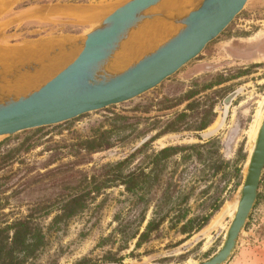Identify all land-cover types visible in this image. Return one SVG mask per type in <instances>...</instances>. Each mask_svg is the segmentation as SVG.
<instances>
[{"label":"rangeland","instance_id":"374dc122","mask_svg":"<svg viewBox=\"0 0 264 264\" xmlns=\"http://www.w3.org/2000/svg\"><path fill=\"white\" fill-rule=\"evenodd\" d=\"M125 1L14 0L0 10V54L8 48L22 46L15 49H20L17 51L20 55L31 51L29 48H46L77 39L94 27L97 18L109 14L110 9ZM187 2L190 0H181L179 5ZM95 8L101 10L100 16L95 15L87 21L72 15L77 10L84 12ZM150 36L167 38L170 35L167 31L152 29ZM130 62L116 61L120 65L116 70L123 69ZM227 96L231 99L224 105ZM263 116L264 0H248L228 27L195 59L153 90L128 102L62 123L59 127H46L47 135L40 141L42 144L23 156V164L15 163L0 173L13 174L15 186L12 190L21 192L10 199V207L4 212L15 210L26 214L36 201L52 199L57 192H62V180H68L63 192L72 193V188L97 178L102 166L115 164L131 154L136 156L130 161L128 170L141 163L147 173V161L158 151L167 147L205 144L200 150L205 156L201 163L192 157L183 161L185 153L173 155L160 184L169 181L175 186L173 204L178 203L180 197L187 196L180 206L188 210L187 219L212 213L206 226L199 231L180 234L179 225L170 229V223L166 221L158 237L151 238L139 248H134L136 240L129 243L128 249L117 254L122 260L116 264L203 263L219 251L232 222L246 161ZM117 127L123 128L110 137V148L72 156L75 143ZM210 130L214 133L207 140L198 137ZM21 133L0 138V151L16 146ZM45 148L50 150L45 151ZM51 154L58 156L59 160L46 165ZM81 157L84 162L71 164ZM27 168L31 171L27 172ZM213 169H218V173L212 175ZM48 171L49 174L40 177L38 182L24 189L21 187L27 180ZM162 187L153 189L154 194L145 197V221L140 233L152 218ZM258 192L264 193V181ZM132 203L133 197L125 194L122 187L105 190L64 230L48 232L46 246L34 264H106V256L114 254L121 244L115 234L118 226L128 225L126 231H129L140 213L142 207L131 210ZM201 203L204 205L200 206ZM216 206L217 210L213 211ZM262 210L260 207L248 229L245 227L225 264H264ZM174 214L170 211L168 217ZM50 219L51 216L44 218L41 224L47 225Z\"/></svg>","mask_w":264,"mask_h":264},{"label":"water","instance_id":"95a60500","mask_svg":"<svg viewBox=\"0 0 264 264\" xmlns=\"http://www.w3.org/2000/svg\"><path fill=\"white\" fill-rule=\"evenodd\" d=\"M12 1L0 0V10ZM175 1L127 0L77 39L30 54L13 55L22 46L6 49L0 54V138L59 125L153 90L195 59L248 0H192L178 7ZM157 21L179 29L172 37L150 36ZM125 60L131 62L122 71L110 66ZM213 133L199 136L207 140ZM263 172L264 116L225 239L219 251L200 264L229 260L253 211Z\"/></svg>","mask_w":264,"mask_h":264},{"label":"trees","instance_id":"16d2710c","mask_svg":"<svg viewBox=\"0 0 264 264\" xmlns=\"http://www.w3.org/2000/svg\"><path fill=\"white\" fill-rule=\"evenodd\" d=\"M125 119V118H123ZM62 124L53 127H59ZM123 125V124H121ZM123 127L104 130L95 138L82 140L72 145L74 149V157L81 155V153L92 154L103 149L111 147L110 137L116 133V130ZM204 127L201 128L204 129ZM21 140L16 146L8 148L3 152L0 151V173L7 167L15 163L23 164V156L33 151L36 147L41 145L40 141L47 135L46 127L28 130L22 132ZM17 137V136H16ZM205 144H193L179 147H167L157 153L151 155L147 161L148 172L144 173V168L141 163L128 170L130 161L136 156L131 154L125 159L115 163L107 164L101 167L100 174L93 177L90 182L72 188L74 192H63L67 187L68 180H62V192H57L54 198H46L47 200L36 201L31 207L27 209L26 214H19L15 210L4 212L10 207V199L17 196L20 190H12L15 186L13 174L0 175V264H34L37 260L47 242V235L49 231L54 233L64 230L68 223L77 215L82 213L93 200L101 196L105 190L111 188L122 187L125 194L133 197L131 210L142 207L139 215L132 222L133 227L126 231L128 225L118 226V232L115 233L120 238V246L116 249L114 254L106 256V264L120 263L122 257H117V254L123 250L128 249L129 243L136 240L134 248H139L143 243L151 238L159 236L161 226L167 221L170 223V229L177 228L180 234H189L193 230L199 231L206 226L211 214L198 215L194 218L187 219L186 209H181V204L187 199V196L179 198L178 203L171 202L175 186L169 181L161 186V178L165 175L169 159L177 153H185L182 157L183 161L187 158H194L195 162L201 163L204 161V154L200 151ZM45 148V151H49ZM50 159L45 163L50 165L59 160L58 156L50 155ZM84 158L72 162L71 164H78L84 162ZM211 168V167H209ZM59 169V168H58ZM31 168H27L30 172ZM218 169H213L212 175L218 173ZM50 171L44 174H39L36 178L27 180L23 189L30 186L34 182H38L40 177H46ZM239 171H237L238 173ZM264 181V174L261 182ZM260 182V184H261ZM162 187L158 198L156 199L155 210L152 213V218L147 221L143 231L139 230L145 221L144 211L145 197L154 194L153 189ZM77 189V190H76ZM10 194H7L10 192ZM170 208H168V206ZM201 203L200 206H203ZM264 211V193L258 192L257 200L253 211L249 217V222L246 225L248 229L251 220L259 208ZM168 208V209H167ZM167 209V210H166ZM207 210L209 208H206ZM217 210V206L213 211ZM174 211V216L168 217V213ZM51 216L50 222L47 225L41 224L44 218ZM122 227V229H121Z\"/></svg>","mask_w":264,"mask_h":264},{"label":"bare ground","instance_id":"6f19581e","mask_svg":"<svg viewBox=\"0 0 264 264\" xmlns=\"http://www.w3.org/2000/svg\"><path fill=\"white\" fill-rule=\"evenodd\" d=\"M114 1V0H113ZM120 1V0H119ZM180 1L181 0H179V1H176V2H178V5H179V3H180ZM187 1V0H186ZM192 0H190V2H191ZM175 2V3H176ZM122 3V2H121ZM185 3V2H184ZM177 4V3H176ZM9 5V4H8ZM109 5V4H108ZM178 7V6H177ZM109 8V7H108ZM104 9V8H103ZM72 10V9H71ZM110 10H112V9H110ZM39 11V10H38ZM103 11V10H102ZM75 12V11H74ZM101 12V10H99V9H96L95 8V10L93 9V10H91L90 11V9L89 10H86V11H78L77 10V12H75L74 14H73V16L75 15L78 19L80 18V19H82V20H85V21H87V20H89V18H93L95 15H97V14H99ZM104 12V11H103ZM107 12V11H106ZM71 15V14H70ZM154 25H157V26H161V27H153L152 29H160V30H164V31H167L168 33H169V37H172L173 35H175L176 34V32H177V30L179 29L178 27H176V26H174L173 24H171V23H166V22H163V21H157ZM142 34H143V32H142ZM33 47H35V46H33ZM38 47H40V46H38ZM28 48H29V46H28ZM36 49H37V47H35ZM27 49V48H26ZM36 49H34V48H29V50H31V51H26V52H24V54L26 53V54H28V53H34L35 51H36ZM20 50V49H19ZM19 50H15L14 52H13V55H19V54H17V51H19ZM25 49H23V51H24ZM28 50V49H27ZM23 53V52H22ZM127 65H129V64H127ZM127 65H125V66H123V69H125V67L127 66ZM110 66H112L113 68H115V69H117L118 67H120V65H118L117 63H116V61L115 62H113ZM123 69H121L120 71H122ZM117 71V70H116ZM119 71V70H118ZM38 84V83H37ZM36 84V85H37Z\"/></svg>","mask_w":264,"mask_h":264},{"label":"flooded vegetation","instance_id":"af4514ba","mask_svg":"<svg viewBox=\"0 0 264 264\" xmlns=\"http://www.w3.org/2000/svg\"><path fill=\"white\" fill-rule=\"evenodd\" d=\"M231 99V96H227L224 100H223V104L225 105L226 103H228ZM202 134V133H201ZM200 135V134H199ZM198 135V137L200 138V136ZM202 140V138H200ZM206 140V139H204Z\"/></svg>","mask_w":264,"mask_h":264},{"label":"crops","instance_id":"0c3cea01","mask_svg":"<svg viewBox=\"0 0 264 264\" xmlns=\"http://www.w3.org/2000/svg\"><path fill=\"white\" fill-rule=\"evenodd\" d=\"M113 9H114V8H113ZM113 9H112V11H113ZM112 11H110V12H112ZM105 12H106V11H105ZM73 14H74V13H73ZM73 14H72V15H73ZM96 16H100V14H97ZM104 16H105V15H104ZM74 17H76V16L74 15ZM101 17H103V15L100 16L99 18H101ZM76 18H77V17H76ZM99 18H97V20H98ZM77 19H78V18H77ZM79 20H82V19L79 18ZM97 20H95V21H97Z\"/></svg>","mask_w":264,"mask_h":264}]
</instances>
